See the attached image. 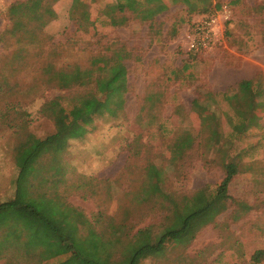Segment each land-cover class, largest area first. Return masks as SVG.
Returning a JSON list of instances; mask_svg holds the SVG:
<instances>
[{"label": "rangeland", "instance_id": "1", "mask_svg": "<svg viewBox=\"0 0 264 264\" xmlns=\"http://www.w3.org/2000/svg\"><path fill=\"white\" fill-rule=\"evenodd\" d=\"M16 1L24 0H0V202L15 194L19 143L29 133L43 138L55 131L54 119L41 111L42 105L59 95L97 90L95 83L61 88L51 68H88L95 56L119 51L127 76L113 100L124 99L123 108L116 115L95 116L90 131L69 139L56 156L42 155L45 168L31 180L33 190L83 212L89 224H79L80 235L94 226L111 236L112 225L119 226L121 240L111 247L113 256L100 249L89 255L107 264H127L122 253L138 238V230L149 229L154 236L168 223L163 216L167 203L145 196L152 163L163 169L164 191L182 198L203 187L213 191L224 177L223 157L236 156L242 169L229 186L230 208L193 239L168 243L141 264H234L229 254L240 250L243 257L235 264H264V108L256 111L261 117L256 132L242 139L232 136L233 143L223 148L227 153L209 141L211 126L192 109L198 96L203 106L217 110L225 140L231 137L225 118L231 109L216 93L234 92L242 79H260L264 88V0L236 5L217 0L229 6L232 18L208 49L197 52L188 50L185 32L200 14L181 0H164L167 8L149 18L127 11L128 21L118 26L104 14L111 0L75 5L74 0H58L53 4L57 15L45 26L27 18L24 28L14 29L9 7ZM190 3L201 5L199 0ZM187 130L195 137L194 146L172 158V141ZM7 230L0 226V238ZM258 250L261 261L255 262ZM41 251L0 247V264L55 262L56 257L46 259Z\"/></svg>", "mask_w": 264, "mask_h": 264}, {"label": "trees", "instance_id": "2", "mask_svg": "<svg viewBox=\"0 0 264 264\" xmlns=\"http://www.w3.org/2000/svg\"><path fill=\"white\" fill-rule=\"evenodd\" d=\"M57 1H16L9 7V14L15 18L13 28H24L27 18L28 21L36 20L39 28L45 26L57 15L53 6ZM181 1L189 4L188 8L192 11L198 9L200 15L211 13L220 6L219 3L213 6V0H199L201 5L198 8L190 3L191 0ZM79 2L82 1L74 0V5ZM167 6L164 0H111L106 5L104 14L111 25L118 26L128 21L127 11L140 14L144 19L164 11ZM1 39L0 35V41ZM123 58L121 52L117 51L110 57L95 56L88 68L75 65L71 69L56 70L51 68V64L48 65L52 70V78L61 88L88 87L95 83L97 90L79 92L80 94L72 97L59 95L42 105L41 111L54 119L55 131L43 138L29 133L17 147L15 194L13 198L0 202V226L8 229L0 238V247H22L30 253L42 248L39 253L42 257H56L55 262L45 261L42 264H71L72 261H77L78 264H107L90 257L89 253L93 249L103 250L106 255L113 256L111 247H117L121 240L117 235L121 230L119 226L112 225L110 233L113 236L97 231L94 226L80 235L79 224H89L84 213L51 197L46 191L35 192L31 180L44 171L45 165L40 161L42 155L52 152L56 156L66 147L69 139H81L90 131L95 116L106 113L116 115L123 108L124 99L113 100L114 94L126 81L127 66ZM216 95H220L231 109L225 115L232 129L230 139L224 140V133L220 129L221 117L217 110L203 106L198 96L192 101V109L201 116L203 124L211 126L209 141L222 150L233 143L234 136L242 139L256 132L261 119L256 111L264 108V100L261 99L264 88L260 79H242L234 92L225 90ZM215 102L218 100L215 99ZM194 143L192 133L183 131L172 141V158L184 156ZM222 151L227 153L225 149ZM55 159L56 157L53 158L54 166ZM221 163L224 177L213 191L203 187L183 195L182 198L164 191L161 167L154 163L148 167L147 178L152 177V181L147 182L145 196H158L163 203H167L163 216L168 223L154 236L149 229L138 230V238L135 236L136 239L129 242L127 250L122 253L127 264H141L149 255L163 252L168 243L184 237L193 239L201 227L213 222L217 215L230 208L229 201L233 197L229 194V186L235 175L241 172L242 165L236 160V156L228 158L227 154ZM40 182L45 180L41 178ZM261 253V250L256 251L252 259L255 262L261 261Z\"/></svg>", "mask_w": 264, "mask_h": 264}, {"label": "built area", "instance_id": "3", "mask_svg": "<svg viewBox=\"0 0 264 264\" xmlns=\"http://www.w3.org/2000/svg\"><path fill=\"white\" fill-rule=\"evenodd\" d=\"M232 18L228 5H221L213 12L199 15L185 32L188 50L201 51L208 49L217 39L223 26Z\"/></svg>", "mask_w": 264, "mask_h": 264}, {"label": "crops", "instance_id": "4", "mask_svg": "<svg viewBox=\"0 0 264 264\" xmlns=\"http://www.w3.org/2000/svg\"><path fill=\"white\" fill-rule=\"evenodd\" d=\"M213 1H214V3H213L214 5L217 4V0H213ZM228 1H230L233 5H236L240 0H228ZM204 5H205V3H203V6ZM229 256H230V259L232 260V262H234V264H235L236 259H242L243 252L241 250L240 251H233V253H230ZM224 257H226V256H224ZM233 259H235V260L233 261Z\"/></svg>", "mask_w": 264, "mask_h": 264}]
</instances>
